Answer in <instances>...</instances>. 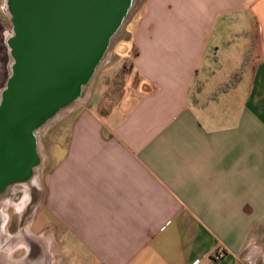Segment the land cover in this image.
<instances>
[{
	"label": "crops",
	"instance_id": "1",
	"mask_svg": "<svg viewBox=\"0 0 264 264\" xmlns=\"http://www.w3.org/2000/svg\"><path fill=\"white\" fill-rule=\"evenodd\" d=\"M142 86L48 129L31 264H263L264 0H145ZM148 87V88H146ZM217 250L225 254L214 260Z\"/></svg>",
	"mask_w": 264,
	"mask_h": 264
},
{
	"label": "water",
	"instance_id": "2",
	"mask_svg": "<svg viewBox=\"0 0 264 264\" xmlns=\"http://www.w3.org/2000/svg\"><path fill=\"white\" fill-rule=\"evenodd\" d=\"M134 0H7L13 63L0 96V197L39 164L36 130L76 102Z\"/></svg>",
	"mask_w": 264,
	"mask_h": 264
},
{
	"label": "rangeland",
	"instance_id": "3",
	"mask_svg": "<svg viewBox=\"0 0 264 264\" xmlns=\"http://www.w3.org/2000/svg\"><path fill=\"white\" fill-rule=\"evenodd\" d=\"M144 4L145 0L133 1L91 81L84 86L77 104L90 102L101 94L103 110L107 111L127 95H136L138 88L142 86L145 88L131 68V60L135 54V49L131 45L133 43L131 28L139 25L141 20L139 16ZM12 34L7 0H0V96L11 74L13 59L7 40ZM69 107L71 106L62 109L36 130L40 161L34 167L35 172H32L25 181L12 184L10 192L0 198V264H31L25 256L26 248L42 247V241L32 240L29 233L32 215L43 195V172L49 167L48 161L44 158L48 151H52L54 147L52 143L56 140V136L51 137L49 145L47 132ZM43 258L38 257L41 264H44Z\"/></svg>",
	"mask_w": 264,
	"mask_h": 264
},
{
	"label": "built area",
	"instance_id": "4",
	"mask_svg": "<svg viewBox=\"0 0 264 264\" xmlns=\"http://www.w3.org/2000/svg\"><path fill=\"white\" fill-rule=\"evenodd\" d=\"M225 256L224 252L222 250H217L214 255H213V259L218 261L223 259ZM199 260L194 261V264L198 263Z\"/></svg>",
	"mask_w": 264,
	"mask_h": 264
},
{
	"label": "trees",
	"instance_id": "5",
	"mask_svg": "<svg viewBox=\"0 0 264 264\" xmlns=\"http://www.w3.org/2000/svg\"><path fill=\"white\" fill-rule=\"evenodd\" d=\"M99 113L101 114V115H106L107 114V112H106V110H103V100H102V104H101V106L99 107Z\"/></svg>",
	"mask_w": 264,
	"mask_h": 264
},
{
	"label": "bare ground",
	"instance_id": "6",
	"mask_svg": "<svg viewBox=\"0 0 264 264\" xmlns=\"http://www.w3.org/2000/svg\"><path fill=\"white\" fill-rule=\"evenodd\" d=\"M35 168L33 169V172H35ZM12 188V185L10 186V188L8 189V191H7V193H9L10 192V189ZM3 196V195H2ZM1 198V197H0Z\"/></svg>",
	"mask_w": 264,
	"mask_h": 264
},
{
	"label": "flooded vegetation",
	"instance_id": "7",
	"mask_svg": "<svg viewBox=\"0 0 264 264\" xmlns=\"http://www.w3.org/2000/svg\"><path fill=\"white\" fill-rule=\"evenodd\" d=\"M263 264H264V262H263Z\"/></svg>",
	"mask_w": 264,
	"mask_h": 264
}]
</instances>
